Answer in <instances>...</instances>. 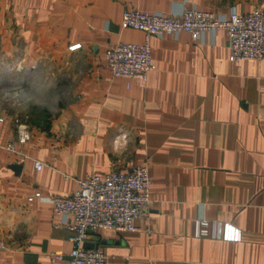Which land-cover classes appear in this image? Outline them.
<instances>
[{
	"label": "crops",
	"instance_id": "0c3cea01",
	"mask_svg": "<svg viewBox=\"0 0 264 264\" xmlns=\"http://www.w3.org/2000/svg\"><path fill=\"white\" fill-rule=\"evenodd\" d=\"M257 6L264 0H0L1 51L17 67L56 69L60 82L48 127L20 141L8 118L0 123V141L15 145L0 147V264H65L46 256L72 247L71 215L55 213L52 196L86 173L142 161L147 219L132 220L137 230L90 233L109 264H264V60H229L223 28L195 39L185 30L149 35L154 68L142 84L113 76L104 57L119 41L143 39L121 26L126 7L227 15ZM195 218L227 221L240 237H194Z\"/></svg>",
	"mask_w": 264,
	"mask_h": 264
},
{
	"label": "built area",
	"instance_id": "2783aa9c",
	"mask_svg": "<svg viewBox=\"0 0 264 264\" xmlns=\"http://www.w3.org/2000/svg\"><path fill=\"white\" fill-rule=\"evenodd\" d=\"M121 26L140 30L143 39L140 42L119 41L110 46L104 54L106 64L113 76L131 77L140 84L145 81L147 72L154 68L148 44L151 34H176L185 30L195 39L204 30L223 28L227 36L229 60H264V7L257 6L243 14L230 7L227 15L195 7H183L175 15L126 7L122 11ZM78 45L72 44L69 48ZM5 118L0 114V123ZM27 130V125L18 123L17 139L23 141L28 135ZM121 136H126L124 131H121ZM0 147L15 151L14 141L4 144L0 141ZM34 166L40 169L41 161L35 160ZM76 181V189L51 198L55 213L71 215L66 228L72 247L67 254L48 251L46 256L51 261L65 259V264H109L108 256L103 251L84 247L83 242L96 228L118 231L139 229L132 220L136 217L146 220L151 201L148 196L147 162L137 163L125 172L111 170L102 175L86 173ZM39 195L37 191L27 199ZM144 229L148 230L147 227ZM191 234L194 237L223 240H237L240 237L239 229L231 223L206 218L193 219Z\"/></svg>",
	"mask_w": 264,
	"mask_h": 264
},
{
	"label": "rangeland",
	"instance_id": "374dc122",
	"mask_svg": "<svg viewBox=\"0 0 264 264\" xmlns=\"http://www.w3.org/2000/svg\"><path fill=\"white\" fill-rule=\"evenodd\" d=\"M59 89L56 69L42 67V63L17 67L0 46V114L12 126L48 127L58 113Z\"/></svg>",
	"mask_w": 264,
	"mask_h": 264
},
{
	"label": "water",
	"instance_id": "95a60500",
	"mask_svg": "<svg viewBox=\"0 0 264 264\" xmlns=\"http://www.w3.org/2000/svg\"><path fill=\"white\" fill-rule=\"evenodd\" d=\"M99 243H103V240H100L97 235H88L86 240L83 242V246L88 248H97Z\"/></svg>",
	"mask_w": 264,
	"mask_h": 264
}]
</instances>
